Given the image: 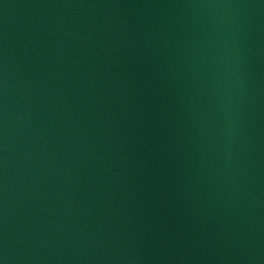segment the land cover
Returning a JSON list of instances; mask_svg holds the SVG:
<instances>
[{
	"label": "water",
	"instance_id": "1",
	"mask_svg": "<svg viewBox=\"0 0 264 264\" xmlns=\"http://www.w3.org/2000/svg\"><path fill=\"white\" fill-rule=\"evenodd\" d=\"M0 264H264V0H0Z\"/></svg>",
	"mask_w": 264,
	"mask_h": 264
}]
</instances>
